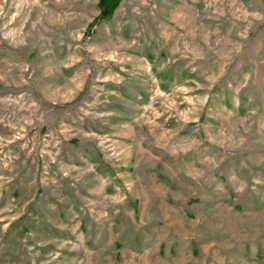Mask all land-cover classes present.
<instances>
[{
	"label": "rangeland",
	"instance_id": "1",
	"mask_svg": "<svg viewBox=\"0 0 264 264\" xmlns=\"http://www.w3.org/2000/svg\"><path fill=\"white\" fill-rule=\"evenodd\" d=\"M0 264H264V0H0Z\"/></svg>",
	"mask_w": 264,
	"mask_h": 264
},
{
	"label": "trees",
	"instance_id": "2",
	"mask_svg": "<svg viewBox=\"0 0 264 264\" xmlns=\"http://www.w3.org/2000/svg\"><path fill=\"white\" fill-rule=\"evenodd\" d=\"M112 3H113V0H105V5H107V7L109 8H111Z\"/></svg>",
	"mask_w": 264,
	"mask_h": 264
}]
</instances>
